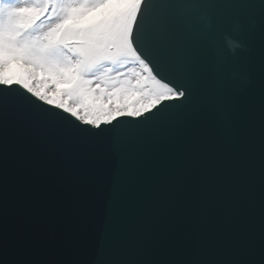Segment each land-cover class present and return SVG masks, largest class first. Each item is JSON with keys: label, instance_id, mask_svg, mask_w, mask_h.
I'll list each match as a JSON object with an SVG mask.
<instances>
[{"label": "snow or ice", "instance_id": "6c2138e0", "mask_svg": "<svg viewBox=\"0 0 264 264\" xmlns=\"http://www.w3.org/2000/svg\"><path fill=\"white\" fill-rule=\"evenodd\" d=\"M100 157L87 264H264V0H0V264H49L9 235L10 172L57 160L87 196Z\"/></svg>", "mask_w": 264, "mask_h": 264}, {"label": "water", "instance_id": "95a60500", "mask_svg": "<svg viewBox=\"0 0 264 264\" xmlns=\"http://www.w3.org/2000/svg\"><path fill=\"white\" fill-rule=\"evenodd\" d=\"M205 135L211 139V129ZM111 169L106 157L91 165V191L85 195L68 167L49 160L39 180L10 172L6 224L9 235L30 249V259L59 264L66 260L87 264L102 239L103 190ZM136 245L166 241L177 225L167 216L139 218L132 225ZM153 258V257H144Z\"/></svg>", "mask_w": 264, "mask_h": 264}]
</instances>
